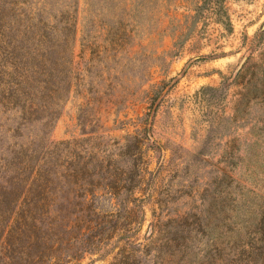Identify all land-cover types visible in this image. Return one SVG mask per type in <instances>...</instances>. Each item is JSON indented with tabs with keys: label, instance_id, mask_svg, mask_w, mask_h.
<instances>
[{
	"label": "rangeland",
	"instance_id": "obj_1",
	"mask_svg": "<svg viewBox=\"0 0 264 264\" xmlns=\"http://www.w3.org/2000/svg\"><path fill=\"white\" fill-rule=\"evenodd\" d=\"M0 12L17 30L40 17L72 28L56 118L7 113L15 137L0 135V158L35 132L91 158L76 194L60 193L61 216L49 207L21 233L0 207V264H264V0L221 12L208 0H0Z\"/></svg>",
	"mask_w": 264,
	"mask_h": 264
},
{
	"label": "trees",
	"instance_id": "obj_2",
	"mask_svg": "<svg viewBox=\"0 0 264 264\" xmlns=\"http://www.w3.org/2000/svg\"><path fill=\"white\" fill-rule=\"evenodd\" d=\"M223 1L208 0V5L214 12H221ZM5 15L6 12H0V135L11 133V137H15L14 129L5 126L1 118L15 122V114L9 117L7 113L16 112L17 108L18 118L23 123L30 124L46 111L50 115L48 120L56 118L55 106L61 101L59 93L64 88L63 70L57 67L63 65L72 28L70 24L62 28L48 25L40 17L24 30H17L7 26ZM42 138L35 132L24 144L13 141L6 148L9 156L0 158V207L11 209L12 222H23L21 233L35 227V221L48 212L49 207L61 216L60 193L73 196L80 182L90 177L91 158L73 152L69 148L72 143L60 141L46 146ZM61 150L68 152L65 164L61 163ZM92 162L95 167L97 160ZM60 165H65L64 172H59ZM63 183L66 191H63ZM91 214L76 213L75 218L88 223L94 212ZM2 217H6L5 214ZM12 228L9 226L5 231V239L11 236Z\"/></svg>",
	"mask_w": 264,
	"mask_h": 264
}]
</instances>
